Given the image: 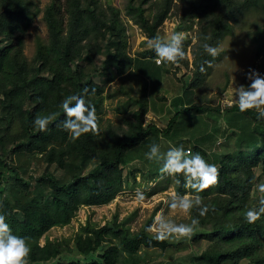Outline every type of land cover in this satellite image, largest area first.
Wrapping results in <instances>:
<instances>
[{"label": "rangeland", "instance_id": "1", "mask_svg": "<svg viewBox=\"0 0 264 264\" xmlns=\"http://www.w3.org/2000/svg\"><path fill=\"white\" fill-rule=\"evenodd\" d=\"M67 1L0 0V153L7 154V162L31 185L23 187L15 174L6 170L2 197L9 198L12 205L25 204L38 194L36 191L50 193L48 180L39 181L40 176L50 173L65 183L78 173L88 174L95 170L106 154L97 150L74 155L67 159L65 168L58 169L56 162L48 163L44 154L37 150L15 152L13 145L30 137L26 111L34 110V120L50 116L53 121L64 114L61 104L66 96L85 94L86 99L102 110L97 114L100 117L98 128L108 136V126L112 125L121 134L132 131L130 121L137 120L135 113L144 102L149 107L144 125L153 123L166 129L175 114L174 101L181 96L184 104L179 107L185 103L194 104L202 106L204 111L180 116L170 133L153 135L133 147L124 165L126 185L114 198L100 205L81 206L69 224L52 227L40 241L43 244L49 238L57 242L61 256L68 259L88 260L93 256H85L80 246L88 244L94 230L107 223H111L110 226L117 223L136 232L146 228L154 216L162 212L166 219L176 223L190 224L193 218L199 222L190 234L166 239V248L142 247L134 257L135 264H264V215L249 228H244L248 223L245 212L264 198V193L257 190V185L264 183L260 167L254 169L251 191L243 199L240 212L229 214L217 209L223 204L225 195L215 193L214 188L203 189L199 193L202 204H209L213 209L203 218L198 217L195 207L184 212L168 206L173 193L185 194L190 189L177 190V178L184 185L183 175L163 173L162 162L148 160L145 156L154 143L161 151L172 144H183L192 152H199L218 170L221 159L237 153L246 134L247 139L261 138V127L243 112L231 108L238 106L236 87L251 84V71L264 75V54H257L253 38L257 28L264 25V0H260L261 3L257 0H81L92 1L91 8H96L108 23V31L103 29L94 35L93 41H99L101 47L93 52L91 59L87 58L88 51L81 58L71 54L64 42L65 35L59 42L50 36L46 9L53 5L67 17ZM205 5H215L213 11L219 16L228 15L237 7L242 10L230 20L234 32L214 45L217 55L210 57L206 72L198 77L193 49L201 27L210 20L208 15L205 19L199 16L200 7ZM139 7L152 25L167 12L157 29V35L162 38L168 39L176 31L183 32L186 56L179 65L157 62L154 49L147 44L151 36L138 20ZM143 56L155 59L164 71L153 98L148 91L150 79L131 67L128 60ZM40 77L49 79L50 83L45 87L49 89L38 95L35 88L36 79H43ZM152 101H155V108ZM52 141L56 143L55 138ZM198 143L203 145L202 149L196 146ZM134 167L138 169L131 172ZM137 189L143 191V200L136 198ZM212 193L214 196L210 199ZM239 223L242 226L235 231L236 237L212 239L208 236L219 227L231 228ZM149 233L155 236L154 232ZM194 233L200 237L195 239ZM112 243L119 245L112 234L105 235L98 250L103 253ZM126 259H123L124 264H128Z\"/></svg>", "mask_w": 264, "mask_h": 264}, {"label": "trees", "instance_id": "2", "mask_svg": "<svg viewBox=\"0 0 264 264\" xmlns=\"http://www.w3.org/2000/svg\"><path fill=\"white\" fill-rule=\"evenodd\" d=\"M93 1V0H92ZM90 1L85 3L81 0H68V15L60 12L58 8L50 5L45 12V19L50 27L51 38L55 42L61 41V37L65 35V45L69 48V52L74 53L75 57H82L86 51L87 58L91 59L93 52L101 47L99 41H93L94 35H97L103 29L108 31L107 22L98 14L96 8H91ZM88 2V1H87ZM256 2H260L257 0ZM215 5L201 6L199 16L205 19L208 15L207 24L202 26V32L199 34L198 41L193 49L194 67L198 77H202L206 72V68L210 55L204 52L201 44L207 42L214 46L224 36L234 32L232 19L236 18L238 10L235 8L231 13L225 16H219L215 9ZM138 20L147 33L153 37L157 36V29L164 20L167 12L158 19L155 24H150L141 7L138 8ZM10 21V20H7ZM8 23V22H7ZM2 28V25H1ZM65 30V34L62 32ZM254 42L258 55L264 54V25L259 26L254 34ZM66 53V52H65ZM131 67L137 72L143 74L145 78L150 79L148 91L152 98L158 91V86L164 74L162 66L156 63L152 57H137L128 58ZM122 63V62H121ZM120 63V64H121ZM152 63V64H151ZM204 65L205 71L199 70L200 66ZM36 79V93L42 94L48 86L49 79ZM49 80V81H48ZM40 90V92H39ZM9 97V96H8ZM90 101L96 109V114H101L97 104ZM155 108V101H152ZM184 104L183 97L179 96L174 101L175 114L170 119L166 129H160L155 124L144 125V117L149 111L148 105L141 103L139 110L136 111V121H130L129 133H120L115 131L113 125L108 126V136H106L99 128L96 132H88L82 134L79 138L73 140L70 133L65 130L61 121L64 119V114L59 118L49 121V124L44 131H40L34 126V110L26 111L29 114L30 137L22 139L17 144H14L15 152H38L44 154L43 158L48 163L56 162L59 168H65L67 159L79 154H91L93 152L104 151L103 161L97 165L95 170L88 174L78 173L68 182H61L59 177L47 173L38 178L39 181L48 180L50 193L45 194L44 191H36V195L22 205H12L9 198L2 197L4 186L2 187L3 179L7 175L6 170H10L16 176V180L25 188L31 185L20 177L19 171L7 162V154L0 153V214H4L6 222L11 227L14 234L26 238L31 251L26 258V264H124L123 259L127 258L128 264H135L134 257L138 254L142 247H160L166 248L168 242L166 239L157 240L154 235L146 231L145 227L136 232H131L129 228L114 223H107L97 230L93 231V237H90L87 245H81L80 250L85 256H93L88 260L68 259L61 256L62 251L57 242L47 238L41 243V238L54 226H63L69 224L76 212L84 205H100L111 201L115 193L124 187L127 176H124V165L129 159L131 149L148 137H154L159 134H168L173 127L177 125V119L186 114L200 113L204 108L199 105L186 104L183 107L178 105ZM239 110L238 106L231 108ZM253 122L262 129L260 139L251 137L246 134L244 141L241 142V147L237 148V153L229 155L227 159H221L218 169L217 182L209 187L214 188V192L226 198L222 205L217 209H222L226 212L237 213L243 204V199L250 194L254 169L260 167L264 173V119H257L254 109H249L243 112ZM98 121L100 117H97ZM28 133V131H25ZM107 132V131H106ZM154 135V136H153ZM25 137V136H24ZM56 139V143L52 139ZM108 138V141L106 139ZM104 141L101 143V141ZM202 143V142H201ZM203 148V145H196ZM105 149L101 150L100 148ZM216 157V155H215ZM217 158V157H216ZM216 160V159H215ZM132 168L131 172H134ZM181 182V181H180ZM177 190L184 191L185 186L179 183ZM32 189V188H31ZM214 193L210 195L212 199ZM240 200V203H239ZM237 201V202H236ZM236 202V203H235ZM208 206V212L212 211V207ZM198 212V217L201 215ZM207 212V213H208ZM206 213V214H207ZM205 215H203L204 218ZM260 222L256 223L259 224ZM251 223H246L244 228H249ZM242 226V223L235 224L231 228L219 227L216 231L209 233L210 238L217 236L223 239L236 237L235 231ZM263 226V225H262ZM261 227V226H259ZM112 234L119 241L110 244L108 249L103 253L98 250L102 246V241L105 235ZM194 238L198 239L200 234L194 233ZM100 253V255H99ZM236 253V251H235ZM246 255V253H241ZM258 263V262H257Z\"/></svg>", "mask_w": 264, "mask_h": 264}, {"label": "clouds", "instance_id": "3", "mask_svg": "<svg viewBox=\"0 0 264 264\" xmlns=\"http://www.w3.org/2000/svg\"><path fill=\"white\" fill-rule=\"evenodd\" d=\"M184 34L181 31L173 32L168 39L161 36H153L148 39L147 44L154 49L157 62L166 65H179L184 60L186 53L183 47ZM204 52L210 56L217 55L216 47L207 42L201 44ZM211 63V61H206ZM199 70L205 71L204 65ZM251 84L236 87L235 98L241 112L254 109L257 119H264V75L255 70L250 73ZM64 112V119L60 122L67 130L73 140L82 134L96 132L98 130V118L95 106L86 99L85 94H71L66 96L61 104ZM50 116L37 117L34 126L40 131L46 130ZM148 160L162 162L161 171L170 176L183 175L184 186L190 189L185 194L173 193L169 207L189 212L194 207L198 209L201 216L208 212V206L202 204L199 193L217 182L218 170L213 163H209L199 152H192L183 144H172L166 151H161L158 144H152L145 153ZM177 183H180L177 178ZM257 190L264 193V183L257 185ZM136 198L143 200V191L136 190ZM261 215H264V198L259 199L258 204L250 207L245 212V219L248 223H254ZM198 219L193 218L190 224L176 223L166 219L162 212H158L153 222L146 227V231L154 232L157 240L168 239L172 236L188 235L193 227L198 224ZM31 251L26 238L14 234L6 222L4 214H0V264H26V258Z\"/></svg>", "mask_w": 264, "mask_h": 264}, {"label": "water", "instance_id": "4", "mask_svg": "<svg viewBox=\"0 0 264 264\" xmlns=\"http://www.w3.org/2000/svg\"><path fill=\"white\" fill-rule=\"evenodd\" d=\"M111 227H113V225H111Z\"/></svg>", "mask_w": 264, "mask_h": 264}]
</instances>
